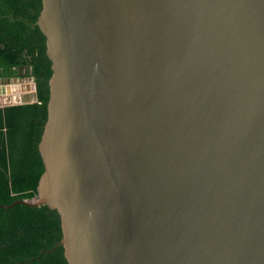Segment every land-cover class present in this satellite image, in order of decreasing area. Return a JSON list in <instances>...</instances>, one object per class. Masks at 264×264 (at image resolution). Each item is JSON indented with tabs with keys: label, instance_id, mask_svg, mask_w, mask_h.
Wrapping results in <instances>:
<instances>
[{
	"label": "water",
	"instance_id": "obj_1",
	"mask_svg": "<svg viewBox=\"0 0 264 264\" xmlns=\"http://www.w3.org/2000/svg\"><path fill=\"white\" fill-rule=\"evenodd\" d=\"M36 24L45 171L22 203L56 210L66 263L264 264V0H42Z\"/></svg>",
	"mask_w": 264,
	"mask_h": 264
},
{
	"label": "trees",
	"instance_id": "obj_2",
	"mask_svg": "<svg viewBox=\"0 0 264 264\" xmlns=\"http://www.w3.org/2000/svg\"><path fill=\"white\" fill-rule=\"evenodd\" d=\"M42 0H0V78L34 80L36 100L0 108V264H67L60 218L37 196L44 164L39 154L50 97L51 61L36 24ZM24 153H28L25 155Z\"/></svg>",
	"mask_w": 264,
	"mask_h": 264
},
{
	"label": "rangeland",
	"instance_id": "obj_3",
	"mask_svg": "<svg viewBox=\"0 0 264 264\" xmlns=\"http://www.w3.org/2000/svg\"><path fill=\"white\" fill-rule=\"evenodd\" d=\"M2 79H11L14 82L11 83V86L13 87L12 90L14 89L15 92L10 89L9 94H12L9 99H11L14 103H21V102H33L36 100V95H35V83L33 82L32 79L30 78H24L20 82L17 81L18 77L11 75L10 78L6 77ZM27 89L24 90V89ZM22 93V94H21ZM25 155H28V153H24Z\"/></svg>",
	"mask_w": 264,
	"mask_h": 264
},
{
	"label": "crops",
	"instance_id": "obj_4",
	"mask_svg": "<svg viewBox=\"0 0 264 264\" xmlns=\"http://www.w3.org/2000/svg\"><path fill=\"white\" fill-rule=\"evenodd\" d=\"M0 79H2V78H0ZM8 88H9V90H10V89L12 90V88H13V87H12L11 85H9V87H8ZM8 88H6V89H8ZM24 90H26V91H27V89H26V88H25ZM13 91L15 92V90H14V89L12 90V93H13ZM6 93H7V94H6V97H7V98H9V97L12 95V94H9V92H6ZM21 94H22V93H21ZM1 97H2V96H1Z\"/></svg>",
	"mask_w": 264,
	"mask_h": 264
}]
</instances>
